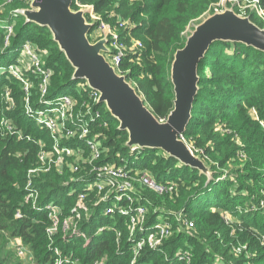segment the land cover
<instances>
[{
  "label": "trees",
  "instance_id": "16d2710c",
  "mask_svg": "<svg viewBox=\"0 0 264 264\" xmlns=\"http://www.w3.org/2000/svg\"><path fill=\"white\" fill-rule=\"evenodd\" d=\"M9 1L17 10L30 6L28 0H0V5ZM219 1L73 0V9L91 6L100 17L101 22L90 31L91 41L100 24L110 26L119 36V43L129 49L120 73L156 117L167 120L175 100L174 55L186 45L187 27L201 22ZM247 1L253 4L255 0ZM256 7L264 13V0H258ZM256 7L247 16L264 28V15ZM87 19L92 23L89 14ZM12 27L14 36L8 46L6 30L0 29V264H11L4 256L6 247L18 264H57L59 259L62 264H264V246L259 240L264 235V52L217 41L199 64L200 91L183 138L208 165L217 162L219 167H212L214 179L207 184V176L163 151L127 148L128 134L119 130V122L95 102L96 95L87 86L76 88L83 80H72L74 69L49 29L27 24L24 18ZM137 41L142 47L133 48ZM25 42L36 47L51 71L45 96L40 89L41 74L23 71V79L31 84L28 97L25 84L9 71L23 54ZM63 96H70L82 114L88 115L89 107L92 113L101 112V118L88 121L87 127L100 153L94 162L87 139L63 140L84 152L78 163L58 166L41 160L43 152L54 157L56 142L49 130L36 124L27 106L35 114ZM3 120L12 121L10 132H5ZM237 161L244 163L243 168L230 172L224 182L220 180L224 172L218 169ZM105 165L123 167L128 178L149 175L164 192L143 183L137 194L113 190L108 195L110 188L94 173L95 167ZM74 166L78 170H72ZM86 183L89 186L81 187ZM31 194L38 195L36 207L27 201ZM118 194L121 199L116 202ZM82 196L88 211L82 210L78 231L64 237L60 230L50 239L47 230L53 221L46 206L62 208L63 224L76 220L74 209ZM141 207L146 209L145 221L133 230L132 218ZM223 212L229 213L233 223L226 222ZM178 216L187 225H181ZM163 225L170 233L162 238L159 227ZM151 234L162 239L159 246H150ZM10 240H19L28 250L27 257H19ZM139 242L144 245L135 255ZM244 246L247 249L239 254L237 249Z\"/></svg>",
  "mask_w": 264,
  "mask_h": 264
},
{
  "label": "water",
  "instance_id": "95a60500",
  "mask_svg": "<svg viewBox=\"0 0 264 264\" xmlns=\"http://www.w3.org/2000/svg\"><path fill=\"white\" fill-rule=\"evenodd\" d=\"M30 1L29 8L20 10L18 16L27 24L49 29L53 41L74 69L72 80L85 81L98 94L97 104L105 105L119 122V130L128 134L126 147L163 151L207 176L210 184L212 168L183 139L200 91L199 64L217 41L241 43L264 52V29L234 10L216 13L199 24L187 38L185 47L174 55L171 69L174 109L167 120H159L127 76L110 63L109 37L95 43L90 40L94 24L87 19L88 11L74 10L73 0Z\"/></svg>",
  "mask_w": 264,
  "mask_h": 264
},
{
  "label": "built area",
  "instance_id": "2783aa9c",
  "mask_svg": "<svg viewBox=\"0 0 264 264\" xmlns=\"http://www.w3.org/2000/svg\"><path fill=\"white\" fill-rule=\"evenodd\" d=\"M10 2V1H9ZM258 0H255L253 2L254 8L257 6ZM257 9V7H256ZM258 10V9H257ZM258 14L260 16H263V11L258 10ZM126 24H121L122 27H124ZM104 30H106V36L110 39V48L112 49V53L108 54L107 57L110 61V63L117 68L119 71L122 59L124 58V55L128 52V47L124 46L119 43V36L110 29L111 27H106V25H103ZM9 31L6 30V33L9 35H6L5 43L8 46L10 44V39L12 36V33H14L13 27L11 26ZM14 36V35H13ZM142 47V44L140 41L135 42L134 47ZM23 53L24 50L27 53V63L30 65V68L28 69L29 72H32L34 74H41L42 75V83L40 84V89L42 90V96L46 95L49 92V88L51 85V71L47 70L44 65V61L42 59V56L38 53L36 50V47L31 43H25L23 44ZM12 71L11 74H13L16 78L21 80L22 83L25 84V91L28 97H30V86L28 81H25L23 78V72L21 70H18L11 67ZM13 71H16L15 73ZM120 72V71H119ZM93 92V91H92ZM96 95L95 102L98 101V94L96 92H93ZM7 98L10 97L7 95ZM29 102V98L27 99ZM50 107L44 110H36V113L34 114L32 112L31 107L27 106V112L28 114L32 115L33 120L36 122L38 126L45 127L47 130L50 131L51 136L55 143V154L54 157H51V153L49 152H43L41 153V160L44 164H46L47 160H51L53 164L62 166L66 165L70 159L71 161H75L78 163L80 160L84 159L83 153L79 152L77 149H75L74 146L66 145L64 144L63 140L66 139V141H73L77 139L85 140L87 139L88 142L91 144V149L93 150L91 162H94L97 160V158L100 156L99 149L96 146V143H93L90 141L89 138V132H88V120L93 119V121L98 120L101 118V112H95L92 113V108L89 107L87 110V114H82L81 110H78L76 108V103L70 96H63L57 101L50 103ZM12 121L9 120H3L2 126L5 128V132H10L12 130L11 126ZM69 144V143H68ZM115 168H119L115 165H105V166H99L95 167L94 173L97 174V176L100 179V182H103L105 188L108 189L107 194L111 193L113 190H118V193L124 192V190L118 189L120 185V178H116L115 176H112ZM72 170L76 171L78 170L77 167H72ZM120 177H126L124 174L121 173ZM141 182L145 185L149 186L151 189H154L160 193H163L164 190L162 187L157 186L155 181L149 176V175H143L141 177ZM118 194V198L115 199V201L118 202L120 196ZM85 197L82 196L80 200L77 203V209H74V212L77 213L76 220L70 221L65 220L64 223H61L60 220V214L62 212V208L60 206H57L56 204H49L46 206V211L49 212L50 218H52V226L48 228L47 233L50 239H53L60 230L63 231L64 237L67 236L69 233H75L79 229V220H81L82 217V210L88 211V207L85 204ZM27 201H32L34 206H37L38 202V195L37 194H31ZM122 213L126 214V210L121 211ZM20 216V215H18ZM225 220L229 223L228 213H225ZM146 217V209L145 207H141L138 210V216L132 218V225L133 230L138 226L139 223H143L145 221ZM231 218V217H230ZM177 221H181V217H177ZM160 233L162 235V238L169 235V229L167 226L163 225L159 227ZM100 231H102L100 229ZM120 237V235H119ZM119 239V238H118ZM162 239H156L154 235H150L148 238V242L150 246L156 247L161 244ZM260 242L264 246V235H261L259 238ZM144 245V242H139L134 247V254L137 255L138 251L142 248ZM16 251L19 257L25 258L28 255V250L22 245V243L17 240L15 242ZM247 248L241 247L237 249V252L241 250L243 252ZM56 253L60 258L61 251L58 249H55ZM239 253V252H238ZM241 254V253H239ZM248 256V255H247ZM57 264H62V261L59 259L57 261ZM252 264V263H250Z\"/></svg>",
  "mask_w": 264,
  "mask_h": 264
},
{
  "label": "rangeland",
  "instance_id": "374dc122",
  "mask_svg": "<svg viewBox=\"0 0 264 264\" xmlns=\"http://www.w3.org/2000/svg\"><path fill=\"white\" fill-rule=\"evenodd\" d=\"M29 4H30V0H28ZM93 7L91 6H80V10H84V11H88L91 21L92 23L95 25V23L97 22H101V19L99 16H97L96 14H94V12L92 11ZM27 9V8H26ZM254 9V4L248 2L247 0H220L218 3L213 4L210 11L208 13L205 14V16L202 18L201 22H194L192 25L188 26L186 31H185V36L187 38H189L194 30L196 29V27L201 24L203 21H205L207 18L213 16L216 13H223L226 10H234L237 14H239L242 17H247V11L248 10H253ZM20 10L22 9H14L13 7V3L11 2H7L4 5H0V18L1 15H4L5 19L1 20L0 19V29H4L9 31L8 29L11 26H15L18 22L22 21V18H19L18 14L20 12ZM237 10H239L240 12H238ZM104 27L102 24L100 25H96L95 27V32L93 33V43L99 41L101 39V37L103 38L104 36H106V30H104ZM106 27H110L108 25H106ZM111 29V28H110ZM264 29V28H263ZM5 35H9L8 33H6ZM14 33H12L13 37ZM108 37V36H107ZM27 43V42H25ZM24 43V44H25ZM22 48H23V44H22ZM23 50V49H22ZM27 53L24 50V53L18 58V60L16 61L15 65L13 66L16 69H20L21 72L26 71L30 68V65L27 63ZM44 61V60H43ZM19 64H23L21 66H18ZM44 65H45V61H44ZM46 66V65H45ZM12 68L10 67L9 71L11 73ZM14 73L16 71H13ZM83 82V81H82ZM79 82V84L77 85L76 88L81 89V88H85L87 86L86 82L82 83ZM105 106V105H104ZM104 109L107 110L106 106L104 107ZM253 119L256 120L257 115L253 114ZM89 121V120H88ZM90 122H93V119H90ZM184 139V138H183ZM184 141L186 142V140L184 139ZM187 143V142H186ZM188 144V143H187ZM238 144L241 145V142L238 141ZM102 145V142H99V146ZM190 146V144H188ZM191 147V146H190ZM196 154L201 155L199 152H196ZM243 159L246 160V157H244ZM70 159L68 161V163L66 165H70L71 163ZM244 163H241L240 161L237 162H232L226 169L220 171V169H218L219 172H224V177H222L220 180H222L223 182L225 180H227V175H230V172H232L233 170H238L239 168L242 169ZM209 167H216L218 168L219 166L217 165V162L212 161L211 164L209 165ZM213 174H212V178L214 179V170H212ZM124 174V168L123 167H119L118 169L115 168L113 173L111 174L112 176H115L116 178H120V185L118 187V189L124 190V192H126V194L130 195V194H137V187L139 188L140 185H142L143 183H141V180L138 177L135 178H128V177H120V175ZM219 181V180H218ZM85 188V186H89L88 183H86L85 185H81V187ZM262 197L264 198V190L262 191ZM109 198V197H108ZM106 198V200L108 199ZM117 202V201H116ZM262 208H264V204H262ZM256 207V206H255ZM225 213L228 212H223L222 216L224 217V219L226 218ZM229 218V223H233L232 218H230V215L228 213V217ZM186 221V220H185ZM181 225H187L186 222H182L180 221ZM97 225V224H96ZM15 245V241L14 240H10V246L13 248ZM239 253H241V250L238 251ZM4 256H7L9 258V261L11 262V264H18L19 261L17 260V258L15 257V255L13 254V251L9 248L6 247L5 252H4ZM257 253H254V256H256Z\"/></svg>",
  "mask_w": 264,
  "mask_h": 264
}]
</instances>
